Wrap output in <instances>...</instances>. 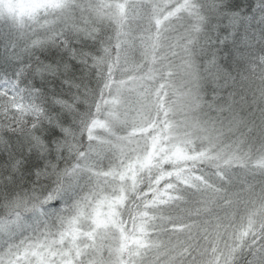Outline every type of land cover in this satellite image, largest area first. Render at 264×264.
Masks as SVG:
<instances>
[{"label":"clouds","instance_id":"clouds-1","mask_svg":"<svg viewBox=\"0 0 264 264\" xmlns=\"http://www.w3.org/2000/svg\"><path fill=\"white\" fill-rule=\"evenodd\" d=\"M0 264H264V0H0Z\"/></svg>","mask_w":264,"mask_h":264}]
</instances>
